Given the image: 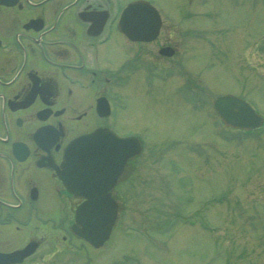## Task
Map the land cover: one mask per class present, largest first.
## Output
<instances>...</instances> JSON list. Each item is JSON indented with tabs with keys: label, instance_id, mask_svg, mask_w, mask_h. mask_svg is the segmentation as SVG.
<instances>
[{
	"label": "rangeland",
	"instance_id": "1",
	"mask_svg": "<svg viewBox=\"0 0 264 264\" xmlns=\"http://www.w3.org/2000/svg\"><path fill=\"white\" fill-rule=\"evenodd\" d=\"M188 1L152 0L162 17L154 54L140 55L114 121L145 143L139 173L118 187L124 202L92 264H264V128L240 136L213 108L217 94L243 91L264 115V79L234 66L246 40L247 60L264 58V0ZM168 41L177 53L163 59L157 48ZM124 48L115 35L102 57L115 64ZM149 63L154 77L143 79ZM72 255L85 263L84 249Z\"/></svg>",
	"mask_w": 264,
	"mask_h": 264
},
{
	"label": "flooded vegetation",
	"instance_id": "2",
	"mask_svg": "<svg viewBox=\"0 0 264 264\" xmlns=\"http://www.w3.org/2000/svg\"><path fill=\"white\" fill-rule=\"evenodd\" d=\"M132 1L0 0V264L63 258L82 264L72 255L82 249L83 264H92L88 253L100 254L103 245L76 234L75 209L83 198L64 187L57 169L65 146L80 134L99 127L132 134L117 127L113 112L116 117L118 104L124 106L120 89L138 82L140 55L154 54V40H131L119 29ZM115 35L126 57L111 64L102 54ZM247 45L235 70L244 78L252 69L264 79L257 70L264 58L250 63ZM151 72L143 79L153 78ZM138 158L126 160L110 189L118 207L124 202L118 187L136 181Z\"/></svg>",
	"mask_w": 264,
	"mask_h": 264
},
{
	"label": "water",
	"instance_id": "3",
	"mask_svg": "<svg viewBox=\"0 0 264 264\" xmlns=\"http://www.w3.org/2000/svg\"><path fill=\"white\" fill-rule=\"evenodd\" d=\"M160 23L157 10L139 0L125 8L121 30L133 40H151ZM159 52L171 55L173 49L163 46ZM214 105L225 125L250 129L261 122V116L245 100L232 94L218 96ZM139 150L135 137H117L109 129L80 135L64 148L57 174L68 191L85 199L76 209V221L81 225L77 232L94 246L108 238L116 218L117 206L109 189L125 160Z\"/></svg>",
	"mask_w": 264,
	"mask_h": 264
}]
</instances>
